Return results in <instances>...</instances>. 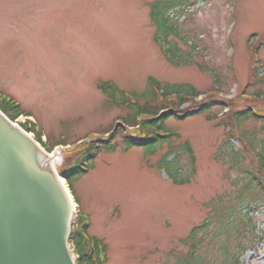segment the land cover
I'll use <instances>...</instances> for the list:
<instances>
[{
  "label": "rangeland",
  "instance_id": "rangeland-1",
  "mask_svg": "<svg viewBox=\"0 0 264 264\" xmlns=\"http://www.w3.org/2000/svg\"><path fill=\"white\" fill-rule=\"evenodd\" d=\"M155 1L0 0V98L29 117L4 112L50 155L63 151L58 174L88 143L115 145L70 182L61 176L76 203L71 230L82 212L102 264H264V196L252 181L264 168V0H172L179 36L169 40L190 60L179 66L154 40ZM151 78L199 96L150 101ZM120 91L166 116L164 138L126 147L141 131L123 121ZM247 108L258 119L236 115Z\"/></svg>",
  "mask_w": 264,
  "mask_h": 264
},
{
  "label": "water",
  "instance_id": "water-1",
  "mask_svg": "<svg viewBox=\"0 0 264 264\" xmlns=\"http://www.w3.org/2000/svg\"><path fill=\"white\" fill-rule=\"evenodd\" d=\"M71 223L54 157L0 110V264H76Z\"/></svg>",
  "mask_w": 264,
  "mask_h": 264
},
{
  "label": "trees",
  "instance_id": "trees-1",
  "mask_svg": "<svg viewBox=\"0 0 264 264\" xmlns=\"http://www.w3.org/2000/svg\"><path fill=\"white\" fill-rule=\"evenodd\" d=\"M177 4L174 3L172 0H158L152 3L151 5V19L153 24L156 26V33L154 40L155 42L163 48V51L169 60L170 63H172L175 66L179 65H186L190 63V60L184 57L181 48L178 46L177 42L173 40H169L171 35L173 34L174 30H176V25L170 22L171 18L169 19L167 15V11L173 7H176ZM194 48V47H193ZM151 84L157 86L162 90V101H167L168 98L171 96H175V105L176 106H181L183 105L188 99L191 98H196L199 96V93L196 91L194 86L189 85V84H178V85H172V86H165V89H168L169 91H165V89H161V84L151 78ZM107 89L108 84H106ZM106 89V88H105ZM121 97V103L122 104H127L128 103V113L126 115V119H123V121L130 127L136 128L139 126L137 133L141 131V134H137L136 137L133 136H128L126 137L125 140V145L127 148L129 147H135V146H148L154 144L156 141H158L161 138H164V136H160V130L164 129V120L166 118L165 115L164 117H158L159 112L155 111V108L151 103H147L144 106L140 105L138 102V98L136 97L135 101H131L128 97H126L123 92ZM150 101L152 100L153 102L157 101L159 99V95L156 93H151L150 94ZM187 97L188 99H185ZM152 102V103H153ZM1 103V110L4 112L13 113L16 114L15 116L17 117L20 115V109H13L12 107ZM207 110L206 107H198V109L194 110L195 113L199 112H205ZM5 113V112H4ZM145 115H149L151 118L150 119H143L140 120L142 117ZM236 115H240L241 118L248 119V118H256L258 119L259 116H257L253 109L247 108L242 111H239L236 113ZM182 117H185L183 115ZM237 118V117H236ZM34 127V126H33ZM136 133V132H135ZM113 138V137H112ZM109 141H104L102 143L99 142H91L88 143V149L84 153V157L80 158L74 163H68L66 167H64L60 171V175L64 178H66L69 182L74 176H77L79 174H83L86 170L84 169L87 161V157H95L98 152L101 149H108L110 151L113 150L115 145H109ZM109 145V146H108ZM108 146V148H107ZM65 163H67L65 161ZM253 173V178L252 181L256 184L258 191L260 192L261 195L264 196V168H263V175L259 172L257 173V176ZM247 205H249V202H245ZM247 223H252V219L249 216H246ZM80 227L77 228L72 232V238L71 241L74 243L75 246V251L79 255L78 259V264H102L101 261H96L92 256H91V251L88 247L87 241L84 239L85 237V232L87 230V226L84 224L83 220H80ZM104 248V246H103ZM103 248L101 251L103 252ZM104 253V252H103ZM238 263V260H236Z\"/></svg>",
  "mask_w": 264,
  "mask_h": 264
},
{
  "label": "bare ground",
  "instance_id": "bare-ground-1",
  "mask_svg": "<svg viewBox=\"0 0 264 264\" xmlns=\"http://www.w3.org/2000/svg\"><path fill=\"white\" fill-rule=\"evenodd\" d=\"M1 112H3V111H1ZM3 114H5V113L3 112ZM52 156L54 157V164H55L56 166H57V165H60L61 162H62V158H61V154H59V151H55V153H54ZM65 188H66V190H67V195H68V198H69V200H70L71 208H72V210H75V209H76V203L74 202L73 196H72V194L70 193L69 189H67L66 186H65ZM90 226H91V222H90L89 227H90ZM71 238H72V233H71V237H70V241H69V248L72 247V246H71ZM74 259H75V263L78 264L76 258H74ZM78 259H79V258H78Z\"/></svg>",
  "mask_w": 264,
  "mask_h": 264
}]
</instances>
